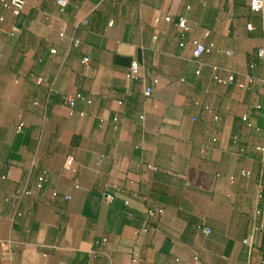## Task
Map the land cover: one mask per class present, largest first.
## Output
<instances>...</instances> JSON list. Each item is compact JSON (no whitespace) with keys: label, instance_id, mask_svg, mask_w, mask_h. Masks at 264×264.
Instances as JSON below:
<instances>
[{"label":"crops","instance_id":"0c3cea01","mask_svg":"<svg viewBox=\"0 0 264 264\" xmlns=\"http://www.w3.org/2000/svg\"><path fill=\"white\" fill-rule=\"evenodd\" d=\"M261 47L249 0L0 1V264H264Z\"/></svg>","mask_w":264,"mask_h":264},{"label":"built area","instance_id":"2783aa9c","mask_svg":"<svg viewBox=\"0 0 264 264\" xmlns=\"http://www.w3.org/2000/svg\"><path fill=\"white\" fill-rule=\"evenodd\" d=\"M2 5L5 7V8H9V9H12L13 13L14 14H19L21 13V11L23 10L24 8V5H25V0H0ZM57 1V4L59 5V7L61 9H63L64 7H66V5L68 4V1L69 0H56ZM249 3H250V8L252 11L254 12H262L263 9H264V0H249ZM167 21H170L171 20V17L170 16H166L165 18ZM85 22H87V20H85ZM176 25L179 27V28H182V29H187V25H186V22L184 20H181L179 22L176 23ZM180 45H183V43L181 42ZM209 49L207 47V45H205L204 43H201L199 41H194V50H193V56L198 58L200 57L203 53L207 52ZM258 55L260 57H263L264 56V47H261L259 50H258ZM88 57H85L83 60L84 62H87L88 61ZM139 64L138 62H133L130 66V69H129V72H128V77L130 78H136L138 76V73H139ZM218 81L226 84L230 81L233 80V76H230L228 77L227 79H222V78H219V77H215ZM263 85H264V69H263ZM145 93L146 94H150L151 93V88L150 87H147L146 90H145ZM80 95H77V97H79ZM66 102L68 105L70 106H73L74 105V102H75V96H68L66 98ZM244 119L246 120V117H244ZM72 164V158H68L67 161H66V168H70ZM44 181V177H40L39 178V182L40 184ZM162 210H151L149 211V215L153 216L155 214H162ZM205 233L209 234L211 233V230L210 229H205L204 230ZM244 244L250 246L251 243H252V235L248 236L247 238H245L243 240Z\"/></svg>","mask_w":264,"mask_h":264}]
</instances>
